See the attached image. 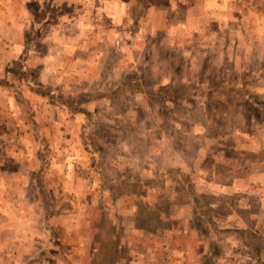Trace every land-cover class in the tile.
Instances as JSON below:
<instances>
[{"label": "rangeland", "instance_id": "obj_1", "mask_svg": "<svg viewBox=\"0 0 264 264\" xmlns=\"http://www.w3.org/2000/svg\"><path fill=\"white\" fill-rule=\"evenodd\" d=\"M0 264H264V0H0Z\"/></svg>", "mask_w": 264, "mask_h": 264}]
</instances>
